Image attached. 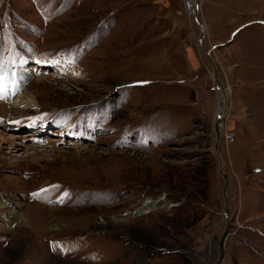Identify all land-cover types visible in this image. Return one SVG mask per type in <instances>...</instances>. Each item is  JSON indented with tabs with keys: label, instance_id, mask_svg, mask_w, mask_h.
<instances>
[{
	"label": "rangeland",
	"instance_id": "rangeland-1",
	"mask_svg": "<svg viewBox=\"0 0 264 264\" xmlns=\"http://www.w3.org/2000/svg\"><path fill=\"white\" fill-rule=\"evenodd\" d=\"M183 2L0 0V264H264V0Z\"/></svg>",
	"mask_w": 264,
	"mask_h": 264
},
{
	"label": "bare ground",
	"instance_id": "bare-ground-1",
	"mask_svg": "<svg viewBox=\"0 0 264 264\" xmlns=\"http://www.w3.org/2000/svg\"><path fill=\"white\" fill-rule=\"evenodd\" d=\"M191 1H193V0H191ZM193 2H196L195 0L193 1ZM199 5H200V3H198V9H199ZM214 70H215V67L213 68ZM214 74V73H213ZM214 79H215V81L217 82V84H218V88H221L220 90H219V94H218V100H217V113H215V120H214V123L215 122H217L216 124H214L215 125V130H216V135L218 134H221L222 135V130H223V128H224V122H218L219 120V117H221V116H223L224 117V115L227 113V108L225 109V106H226V102H227V91L225 92V89H224V87L225 86H223V84L220 82V81H218V79L216 78V75H214ZM20 95V94H19ZM7 96H11V100L13 101V102H11L10 104L12 105V107L13 108H15V110L13 111V113L14 114H16V116H22V114H24V112L22 111L23 109H21V106L23 105V104H28V103H33L32 102V100H30V99H27L26 98V100H24L23 99V101L22 102H17V101H19V99H21V97L19 96H17L16 97V99H15V94H14V90H11V91H9L8 93H7ZM15 99V100H14ZM23 102H26V103H23ZM18 103V104H17ZM224 109H225V111H224ZM224 111V112H223ZM15 118L16 117H14V118H12V120L13 121H15ZM11 120V121H12ZM218 120V121H217ZM46 126V125H45ZM44 129V128H43ZM35 131V130H34ZM39 132H37V130H36V132H34V135L35 134H38ZM31 134H33V133H31ZM27 135V134H26ZM25 135V136H26ZM229 135H227V137H228ZM229 138V137H228ZM8 142H11L12 143V141L11 140H8ZM218 168H219V173H220V171H221V168H222V160L220 161V159H218ZM149 205V204H148ZM147 205V206H148ZM4 206V204L3 203H1L0 202V207H3ZM144 207H146V206H144ZM143 207V208H144ZM139 211V210H138ZM14 213H16L17 214V217L19 218V220H22V222H25L26 223V217L23 215V214H21V213H19L18 214V211H13ZM135 212H137V211H135ZM13 213V214H14ZM131 216V215H130ZM7 225H9V228H10V225L11 224H8V223H6ZM220 253L223 255V249H222V247H221V250H220Z\"/></svg>",
	"mask_w": 264,
	"mask_h": 264
},
{
	"label": "water",
	"instance_id": "water-1",
	"mask_svg": "<svg viewBox=\"0 0 264 264\" xmlns=\"http://www.w3.org/2000/svg\"><path fill=\"white\" fill-rule=\"evenodd\" d=\"M197 17V16H196ZM201 30L203 31V28H202V25H201ZM200 38H202V36L200 37ZM212 64H213V67H215V64L212 62ZM219 81V80H218ZM219 120V121H218ZM217 121L218 122H222V120H223V116H221V117H219V119H218ZM217 122H215L214 124H216ZM221 137H222V135L221 134H217L216 135V141H215V143H214V145L216 146L217 145V143L219 142V140L221 139ZM220 159V161H221V158H219ZM220 173L222 174V176L224 177V179H225V187H224V196H225V201H226V178H227V176H226V174L225 173H223L222 172V170L220 171ZM147 204H149V201H147V202H145V203H143V205L139 208V210L141 211L142 210V208L144 207V206H147ZM173 205V204H172ZM135 212V211H134ZM133 212V213H134ZM228 233V231L227 230H225L224 232H223V237L224 236H226V234ZM221 253H219V255H218V261L220 260V258H221Z\"/></svg>",
	"mask_w": 264,
	"mask_h": 264
},
{
	"label": "built area",
	"instance_id": "built-area-1",
	"mask_svg": "<svg viewBox=\"0 0 264 264\" xmlns=\"http://www.w3.org/2000/svg\"><path fill=\"white\" fill-rule=\"evenodd\" d=\"M193 1L184 0L183 5H184V9L186 10L188 15L195 16V14L197 12V8H198V3L197 2H193ZM256 219L259 220L260 218L257 216ZM240 228H241V226H240ZM241 240H242V242H244V240L242 238H241Z\"/></svg>",
	"mask_w": 264,
	"mask_h": 264
},
{
	"label": "crops",
	"instance_id": "crops-1",
	"mask_svg": "<svg viewBox=\"0 0 264 264\" xmlns=\"http://www.w3.org/2000/svg\"><path fill=\"white\" fill-rule=\"evenodd\" d=\"M241 236V235H240ZM249 241L251 242L250 244H252V243H255V244H257L253 239H250V236H248L247 235V239L246 240H244V242L246 243V246H247V243H249ZM245 246V247H246ZM250 247L251 248H254V247H252V245H250ZM259 247V246H258ZM256 252H257V249H256ZM258 257V256H257ZM259 257H262L261 255H259ZM252 261V263L253 264H257L256 262L254 263V260H251Z\"/></svg>",
	"mask_w": 264,
	"mask_h": 264
}]
</instances>
